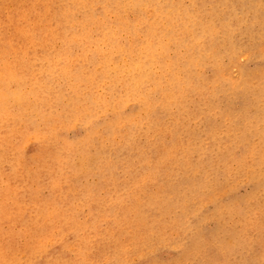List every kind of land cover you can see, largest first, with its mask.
<instances>
[{
  "label": "rangeland",
  "instance_id": "1",
  "mask_svg": "<svg viewBox=\"0 0 264 264\" xmlns=\"http://www.w3.org/2000/svg\"><path fill=\"white\" fill-rule=\"evenodd\" d=\"M0 264H264V0H0Z\"/></svg>",
  "mask_w": 264,
  "mask_h": 264
}]
</instances>
